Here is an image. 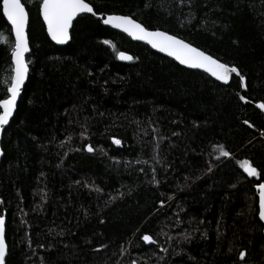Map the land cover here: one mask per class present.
Masks as SVG:
<instances>
[{"label": "trees", "instance_id": "obj_1", "mask_svg": "<svg viewBox=\"0 0 264 264\" xmlns=\"http://www.w3.org/2000/svg\"><path fill=\"white\" fill-rule=\"evenodd\" d=\"M86 1L238 67L247 89L88 14L58 46L42 0H27L30 75L2 140L6 264H263L264 0ZM0 33L4 99L14 39L2 10ZM244 160L262 174L249 177Z\"/></svg>", "mask_w": 264, "mask_h": 264}, {"label": "snow or ice", "instance_id": "obj_2", "mask_svg": "<svg viewBox=\"0 0 264 264\" xmlns=\"http://www.w3.org/2000/svg\"><path fill=\"white\" fill-rule=\"evenodd\" d=\"M27 0H0V10L7 18L12 26L15 34L14 46L11 48V60L14 63V75L11 78L10 86L6 89V98L0 99V129L9 124V120L17 105V98L21 93L22 85L28 74V63L25 54L29 52V37L26 32V26L29 24V12L26 9ZM40 12L43 22L47 26V33L53 41L57 43H65L70 39V29L73 21L81 13H92L96 15L93 6L86 0H42L40 4ZM105 25H111L114 28L122 29L130 36L146 41L152 48L165 52L169 56L174 57L180 64L188 65L193 68L205 69L217 80L227 83L232 74H236L243 84L245 77L240 73L236 66H230L228 63L221 62L220 58H216L207 51L201 50L185 39L163 31L159 27L150 30L151 26H145L143 22L133 19L131 15L109 14L103 18ZM0 40L6 42V37L0 33ZM105 44L110 41L105 40ZM114 47V46H113ZM118 57L121 60H132L133 57L124 52H119ZM245 99L244 96L240 97ZM264 109V103L259 104ZM245 124L248 121H244ZM119 144V140H114ZM89 152L93 151L91 145L87 146ZM221 155L227 157L229 152L223 151ZM244 172L249 177H257L262 173L249 160L242 163ZM256 188L259 192V219L264 221V183H258ZM144 241H151L149 235L143 236ZM8 246L5 242V217L0 215V264H6V253ZM240 259L246 256L244 251L239 253Z\"/></svg>", "mask_w": 264, "mask_h": 264}, {"label": "water", "instance_id": "obj_3", "mask_svg": "<svg viewBox=\"0 0 264 264\" xmlns=\"http://www.w3.org/2000/svg\"><path fill=\"white\" fill-rule=\"evenodd\" d=\"M22 2H23V1H22ZM86 2H87V1H86ZM41 3H42V2H41ZM87 3H88V2H87ZM93 8H94V7H93ZM26 9H27V7H26ZM94 11H95V10H94ZM84 14L92 15V16L95 17L96 19H100L103 25H105V24L103 23V18H106L107 15H109V14H96V15H93L92 13H81V14H79V15L77 16V18H78L79 16H81V15H84ZM118 15H122V14H118ZM40 16H41V18H42V20H43V17H42L41 12H40ZM4 17H5V16H4ZM5 18H6V17H5ZM77 18L73 21V24H74V22L77 20ZM133 19H134V18H133ZM6 20H7V18H6ZM29 22H30V21H29ZM7 23L9 24V26L11 27V30H12V26H11L10 22L7 21ZM44 24H45V23H44ZM105 26H108V27H110V28H112V29H114V30H117V31H119V32H121V33H123V34H125L126 36H128L129 38H131V40H133V41H135V42H140V43H143V44L149 46V47H150L151 49H153L154 51H156V52H158V53H160V54H162V55H164V56H166V57H169V58L173 59L175 62H177L179 65H181V66H183V67H185V68H188V69H191V70H199V71H201V72L207 74V75L210 76L212 79H214L215 81H217V82H219V83H221V84H224V85L229 84V83L231 82V80H232V77H233V76H236V74H232L231 78L229 79V81H228L227 83H225L224 81L217 80L215 77H213V76H212L209 72H207L205 69H201V68H193V67H190V66H188V65L180 64V62L177 61L174 57L169 56V55H168L167 53H165V52H160L158 49H154V48H152L151 45L148 44L146 41L138 40V39H136V38L130 36L128 33H125L122 29L114 28V27H112L111 25H105ZM72 27H73V26H72ZM45 28H46V31H47V26H46V24H45ZM28 30H29V24L26 26V32H27L28 37H29ZM71 30H72V28L70 29V39H69L67 42H65V43H57L56 41H53L49 35H48V36H49L50 40H51L54 44H56V45H58V46H65V45H67V44L71 41ZM150 30H152V29H150ZM12 35H13L14 40H15V34H14V31H12ZM31 51H32V50H31L30 39H29V52L25 54V59H26V61H27V63H28V69H29V71H28L27 77H26V79H25V82H24V84L22 85L21 93H20L19 97L17 98V105H18V102H19V100H20V98H21V96H22V92H23V90H24V88H25V86H26V84H27V82H28V80H29L30 66H29V62H28V61H29V60H28V57H29V55L31 54ZM124 53H126V52H124ZM126 54H127V55H130V54H128V53H126ZM130 56H131V55H130ZM120 60H121V59H120ZM123 61H126V62H127V61H130V60H123ZM13 64H14V63H13ZM236 77H237V76H236ZM240 82H241V81H240ZM241 86H242V90H246V89H247V86H246V79L244 80L243 84L241 83ZM241 96H242V95H241ZM242 101H243L244 103L248 102V100H247L246 98L243 99ZM259 104H261V103H259ZM259 104H255V105H256V107H258L259 109H261V108L259 107ZM17 105H16V108H15V110H14V112H13L12 117H11L10 120H9V124H8V125H5L3 129H0V166H1L2 158H3V156H4V151H3V148H2V140H3L4 130H5V128H7V127L11 124V122H12V120H13L15 114H16V111H17ZM261 110H264V109H261ZM262 183H264V182H262ZM256 189H257V188H256ZM258 196H259V194H258ZM4 217H5V216H4ZM261 221H262V220H261ZM262 223L264 224V221H262ZM5 242H6V218H5ZM6 244H7V242H6ZM7 246H8V245H7ZM7 252H8V251H7ZM6 255H7V253H6Z\"/></svg>", "mask_w": 264, "mask_h": 264}, {"label": "bare ground", "instance_id": "obj_4", "mask_svg": "<svg viewBox=\"0 0 264 264\" xmlns=\"http://www.w3.org/2000/svg\"><path fill=\"white\" fill-rule=\"evenodd\" d=\"M88 2V1H87ZM89 3V2H88ZM28 10V9H27ZM133 18V17H132ZM6 19V18H5ZM7 21V20H6ZM29 21H30V16H29ZM153 30V29H152ZM164 31V30H163ZM47 32V31H46ZM171 34V33H170ZM47 35H48V33H47ZM49 37V36H48ZM13 39H14V37H13ZM131 39V38H130ZM15 41V40H14ZM188 42V41H187ZM195 46V45H194ZM197 47V46H196ZM153 50V49H152ZM202 50V49H201ZM122 52H125V51H122ZM127 53V52H126ZM129 54V53H128ZM131 55V54H130ZM132 56V55H131ZM169 58V57H168ZM222 62V61H221ZM13 63V62H12ZM224 63V62H223ZM30 66V65H29ZM13 69H14V64H13ZM13 75H14V70H13ZM12 75V76H13ZM23 93V92H22ZM19 103V102H18ZM257 104H259V103H257ZM17 108H18V105H17ZM262 182H264V181H262ZM262 182H260V183H262ZM257 185V184H256ZM256 185H255V190H256V192H257V196H258V194H259V192H258V190L256 189ZM258 206H259V196H258ZM264 225V224H263ZM149 242V241H148ZM264 264V263H263Z\"/></svg>", "mask_w": 264, "mask_h": 264}]
</instances>
